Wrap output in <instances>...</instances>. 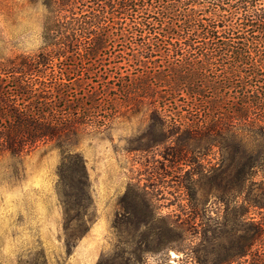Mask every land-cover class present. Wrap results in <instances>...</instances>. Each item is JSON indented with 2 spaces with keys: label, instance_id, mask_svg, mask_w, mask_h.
Segmentation results:
<instances>
[{
  "label": "rangeland",
  "instance_id": "1",
  "mask_svg": "<svg viewBox=\"0 0 264 264\" xmlns=\"http://www.w3.org/2000/svg\"><path fill=\"white\" fill-rule=\"evenodd\" d=\"M0 12L8 35L0 62L43 48L41 0H0ZM106 48L109 55L81 63L88 72L54 59L31 75L37 83L71 78L80 96L94 91L95 122L62 147L47 139L20 157L0 156V264H247L241 211L261 173L247 192H232L220 172L222 144L176 137L189 113L160 106L155 57ZM68 151L82 156L85 173L74 157L63 160ZM245 216L259 214L252 207ZM88 236L93 251L80 246Z\"/></svg>",
  "mask_w": 264,
  "mask_h": 264
},
{
  "label": "trees",
  "instance_id": "2",
  "mask_svg": "<svg viewBox=\"0 0 264 264\" xmlns=\"http://www.w3.org/2000/svg\"><path fill=\"white\" fill-rule=\"evenodd\" d=\"M41 3L43 48L0 62V156L20 157L47 139L62 147L95 122L94 91L80 96V85L71 78L37 83L31 75L42 76L43 66L54 59L88 72L82 64L100 60L107 46L128 45L155 57L153 77L163 80L165 93L160 106L180 105L189 113L187 127L176 137H205L209 145H223L227 156L220 172L227 174L232 192H247L261 173L252 200L244 198L241 207L239 254L251 256L247 264H264V0ZM143 89L148 92L149 85ZM70 156L85 173L82 156L68 151L63 160ZM252 207L257 219L245 216ZM65 244L68 251L73 246L69 238Z\"/></svg>",
  "mask_w": 264,
  "mask_h": 264
},
{
  "label": "clouds",
  "instance_id": "3",
  "mask_svg": "<svg viewBox=\"0 0 264 264\" xmlns=\"http://www.w3.org/2000/svg\"><path fill=\"white\" fill-rule=\"evenodd\" d=\"M21 2L23 3V2H25V0H21ZM3 29H4V25H3V13L0 12V37L3 38V39H0V47H3L4 41L8 39V35H7V33H5L3 31Z\"/></svg>",
  "mask_w": 264,
  "mask_h": 264
},
{
  "label": "crops",
  "instance_id": "4",
  "mask_svg": "<svg viewBox=\"0 0 264 264\" xmlns=\"http://www.w3.org/2000/svg\"><path fill=\"white\" fill-rule=\"evenodd\" d=\"M100 223V221H98V223H97V225ZM93 232H94V229H93ZM90 238L91 237H87V238H85V239H83L81 242H80V246H87V248H88V251H93L94 249H93V247H89V242H90Z\"/></svg>",
  "mask_w": 264,
  "mask_h": 264
},
{
  "label": "bare ground",
  "instance_id": "5",
  "mask_svg": "<svg viewBox=\"0 0 264 264\" xmlns=\"http://www.w3.org/2000/svg\"><path fill=\"white\" fill-rule=\"evenodd\" d=\"M174 254V253H173Z\"/></svg>",
  "mask_w": 264,
  "mask_h": 264
}]
</instances>
